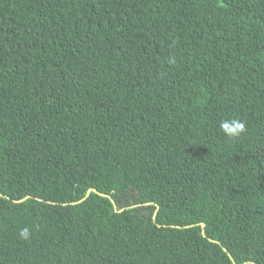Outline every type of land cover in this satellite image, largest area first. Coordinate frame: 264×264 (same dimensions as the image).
<instances>
[{
  "label": "trees",
  "instance_id": "1",
  "mask_svg": "<svg viewBox=\"0 0 264 264\" xmlns=\"http://www.w3.org/2000/svg\"><path fill=\"white\" fill-rule=\"evenodd\" d=\"M0 264H264V0H0Z\"/></svg>",
  "mask_w": 264,
  "mask_h": 264
},
{
  "label": "clouds",
  "instance_id": "2",
  "mask_svg": "<svg viewBox=\"0 0 264 264\" xmlns=\"http://www.w3.org/2000/svg\"><path fill=\"white\" fill-rule=\"evenodd\" d=\"M220 129L228 138L233 139L241 136L246 131V126L238 119H230L222 121L220 123ZM29 235L30 233L28 228H24L20 232L22 239H28Z\"/></svg>",
  "mask_w": 264,
  "mask_h": 264
},
{
  "label": "water",
  "instance_id": "3",
  "mask_svg": "<svg viewBox=\"0 0 264 264\" xmlns=\"http://www.w3.org/2000/svg\"><path fill=\"white\" fill-rule=\"evenodd\" d=\"M91 192V189L88 191L87 195H89V193ZM84 198H82L80 201H82ZM203 227L205 226L204 223H202Z\"/></svg>",
  "mask_w": 264,
  "mask_h": 264
}]
</instances>
